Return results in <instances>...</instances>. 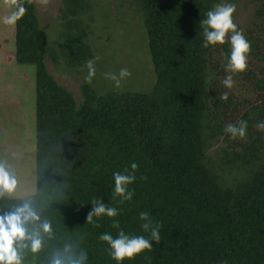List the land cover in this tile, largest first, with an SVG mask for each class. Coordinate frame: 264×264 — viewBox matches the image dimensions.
<instances>
[{
	"label": "trees",
	"instance_id": "1",
	"mask_svg": "<svg viewBox=\"0 0 264 264\" xmlns=\"http://www.w3.org/2000/svg\"><path fill=\"white\" fill-rule=\"evenodd\" d=\"M131 1L148 37L156 79L147 94L101 95L82 84L77 104L48 73L46 60L82 68L93 59L91 30L83 21L91 12L88 0H61L56 49L46 42L34 3L25 0L26 14L14 26L15 63L35 69L36 190L21 199L0 194V217L24 205L39 217L25 225L27 235H38L39 248L33 251L28 239L14 244L21 264H181L177 256H188L200 237L199 250L191 256H210L213 264H264V162L255 163L264 154V132L256 128L264 121V45L246 37L251 44L248 60L263 69L248 65L246 72L232 74L234 80L247 79L258 95L255 104L238 112L230 95L227 101L218 98L228 91L221 82L231 46L219 44L223 56L217 54L211 62L212 46L203 47L200 26L223 0ZM257 13L262 16L264 8ZM239 120L247 121V136L233 140L224 128ZM241 141L242 154L228 159L224 152ZM218 143L232 147L216 150L220 170L205 165L210 161L206 149ZM133 162L138 165L136 181L129 185L134 196L121 203L114 195L113 174L125 168L131 173ZM235 165L234 171L243 176L233 184L223 172ZM94 199L116 208L118 216L89 222ZM140 212L160 222V243L151 241L150 252L117 262L99 236L116 238L123 229L151 240L141 227ZM113 219L120 221V229L112 227ZM78 243L83 248L77 253L72 246Z\"/></svg>",
	"mask_w": 264,
	"mask_h": 264
},
{
	"label": "rangeland",
	"instance_id": "2",
	"mask_svg": "<svg viewBox=\"0 0 264 264\" xmlns=\"http://www.w3.org/2000/svg\"><path fill=\"white\" fill-rule=\"evenodd\" d=\"M91 5V12L83 17V21L90 27L91 35L89 37V45L91 46L95 67L97 69L96 76L91 84L85 81L88 69L86 64L82 68H71L63 63L54 66L46 60L45 66L48 73L55 79L56 83L66 89L76 100L77 104L81 102V94L79 87L82 84L91 85L98 94L104 95L109 92H132V93H150L155 84V74L151 63L148 50V37L143 28L142 20L138 11L132 4L131 0H88ZM222 3H233L236 5V12L233 19L238 26V30H242L245 37L253 36L264 45V24L263 17L258 15L257 11L264 8V0H223ZM61 0H51L50 5L45 9L34 3L35 16L38 20L40 28L45 34L46 42L49 47L56 49L60 36V10ZM13 9L6 7L4 0H0V43L5 48L3 56H11L10 52H14V27L5 25L3 17ZM13 28V29H12ZM230 45V42H226ZM209 48V59L212 57L223 56L222 47L217 44ZM231 46V45H230ZM249 58V57H248ZM212 62V61H211ZM251 68H257V71L263 69V64L256 61L248 60ZM122 68H126L131 72V76L121 81V87L116 88L113 81L105 78V73H115L119 75ZM15 89L21 91L22 96L14 101L11 97L10 104L13 108L18 104L23 109L18 108L14 114L13 121L16 134L14 140L11 141V127H2L0 129V167L8 172L10 177L15 181V187L9 191L0 186V194L10 199L26 198L35 193V94H34V75L33 66H20L15 64L14 71L11 73ZM7 89V93L10 89ZM229 95L235 100L238 112H243L249 108L258 99V95L253 92V87L247 79L239 76L234 80V87L229 90ZM5 91L2 95L7 94ZM2 120V112L0 109V121ZM6 130H8L6 132ZM11 142V146L9 143ZM242 142L234 147V150L227 149L224 155H228V159L234 156H240L242 150L240 148ZM5 145H9L10 149H5ZM211 148L206 149L208 161L205 165L221 169L220 164L215 160L218 155V148L228 147L226 143L211 144ZM264 157V154H262ZM259 157V161L263 163L264 158ZM211 162V163H210ZM251 165V164H250ZM230 167L224 171L228 175V181L235 184L243 172L238 174ZM252 168V167H251ZM250 166L248 170L251 169ZM212 172V170H211ZM236 174V175H235ZM239 175V177H238ZM241 180V179H240ZM228 182V183H229ZM218 236V234H214ZM202 238V237H200ZM197 239L193 243L188 256H177L181 264H213L214 261L210 256H191L197 254L196 245H201V239ZM190 241V240H189ZM187 242V244L189 243ZM79 246L74 244L72 248L77 253L83 248L81 243ZM75 252V254H76ZM175 257V256H173Z\"/></svg>",
	"mask_w": 264,
	"mask_h": 264
},
{
	"label": "clouds",
	"instance_id": "3",
	"mask_svg": "<svg viewBox=\"0 0 264 264\" xmlns=\"http://www.w3.org/2000/svg\"><path fill=\"white\" fill-rule=\"evenodd\" d=\"M28 4L36 3L43 8H47L51 0H27ZM6 7L13 9L10 14L3 17V23L8 26H15L16 23L26 14L25 0H4ZM236 12V5L233 3L217 4L212 10L206 13V19H202L200 26L203 29L204 44L207 48L209 45H223L230 42L231 52L228 62L224 65L227 75L222 80V84L226 89L231 90L234 87L233 73H244L248 70V56L251 53V44L246 39L242 30H238L237 24L234 22L233 16ZM88 60L86 67L88 69L85 81L91 84L93 78L96 76L95 60ZM105 78L114 82L116 88L121 87V81L131 76V72L122 68L119 75L115 73H105ZM219 100L227 101L229 99V92L225 91L219 94ZM248 123L246 120H239L236 124L225 125L224 131L230 134V137L235 140L240 138L246 139ZM259 131L264 132V121L256 124ZM138 168L137 163L131 164L132 172L129 173L128 168L124 172H115L113 174L115 187L114 195L121 197V203L124 201H131L134 196V189H130L129 185L136 181L135 170ZM146 179V177H143ZM16 181L10 177L4 168L0 167V186L11 191L15 187ZM93 208L88 214V221L91 222L93 217L107 216L115 218L118 216V210L105 204L102 199H94L92 202ZM28 205H24L15 213L0 217V264H21L20 256L14 244L17 241L25 239L31 240L32 249L35 251L40 246V239L38 235H27L25 225L29 221L38 220ZM139 219L143 221L141 227L144 232L149 233L151 240L143 235L131 236L126 234L123 229H120V221L118 219L112 220V227L120 229L116 238L109 233H102L99 236L101 241L107 242L110 245L109 254L117 262H123L125 259H134L137 255L147 251H151L153 244L151 241L160 243V222H153L148 212H140ZM45 231L50 230V225L44 223ZM99 227V225H96ZM56 264H60L56 261ZM222 264H227L223 261Z\"/></svg>",
	"mask_w": 264,
	"mask_h": 264
},
{
	"label": "crops",
	"instance_id": "4",
	"mask_svg": "<svg viewBox=\"0 0 264 264\" xmlns=\"http://www.w3.org/2000/svg\"><path fill=\"white\" fill-rule=\"evenodd\" d=\"M2 18V15L0 16V19ZM13 27V26H12ZM13 29V28H12ZM13 37H14V29H13ZM2 42V40L0 41V43ZM15 48V47H14ZM5 52V48H2V45L0 44V109L2 112V120L0 121V129H2V127L8 126L9 128L11 127V141L14 140L15 138V128L14 126L12 127L13 123H16V121H13L14 119V114H16V110L18 108H22L20 107V105H16L15 109L13 108V104H10L11 97H14V101H16V99H19L20 96H22L21 91H18L17 89H15L14 83H13V78H12V72L14 71V65L15 60H14V56H15V51L14 52H10L11 56H3ZM34 87V86H33ZM10 89L9 92L7 93V89ZM6 92L7 94L2 95V92ZM35 115V112H34ZM16 118V117H15ZM35 118V117H34ZM8 130H6L7 132ZM9 145L11 146V142L9 143ZM9 145H5V149H10Z\"/></svg>",
	"mask_w": 264,
	"mask_h": 264
}]
</instances>
